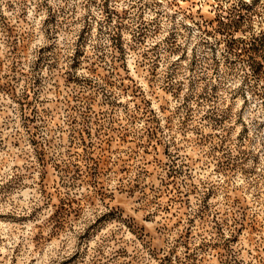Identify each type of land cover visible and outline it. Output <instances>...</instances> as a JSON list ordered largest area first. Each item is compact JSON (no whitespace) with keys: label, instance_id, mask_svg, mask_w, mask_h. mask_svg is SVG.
<instances>
[{"label":"rangeland","instance_id":"374dc122","mask_svg":"<svg viewBox=\"0 0 264 264\" xmlns=\"http://www.w3.org/2000/svg\"><path fill=\"white\" fill-rule=\"evenodd\" d=\"M0 264H264V0H0Z\"/></svg>","mask_w":264,"mask_h":264}]
</instances>
